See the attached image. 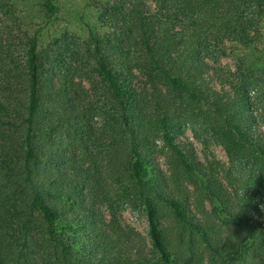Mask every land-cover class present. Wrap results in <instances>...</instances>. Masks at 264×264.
I'll return each mask as SVG.
<instances>
[{"label":"trees","instance_id":"trees-1","mask_svg":"<svg viewBox=\"0 0 264 264\" xmlns=\"http://www.w3.org/2000/svg\"><path fill=\"white\" fill-rule=\"evenodd\" d=\"M95 5L47 45L0 6V264H264V0Z\"/></svg>","mask_w":264,"mask_h":264},{"label":"rangeland","instance_id":"rangeland-1","mask_svg":"<svg viewBox=\"0 0 264 264\" xmlns=\"http://www.w3.org/2000/svg\"><path fill=\"white\" fill-rule=\"evenodd\" d=\"M104 1L107 0H59L60 14L53 20L46 18L43 12L44 0H0V6L3 5L6 11L2 19L15 28L16 34L23 32L33 35L40 31L42 44L47 45L64 36L85 41L89 28L97 25L99 14L95 3ZM236 62L235 57L228 53V57L222 59L221 66L235 69ZM185 139L194 145L202 162L206 163L208 158L228 164L227 154L217 142H212L206 148L191 132H187ZM159 161L162 169L167 170L164 158L159 157ZM123 224L136 229L147 238L148 223L145 215L127 210L123 213Z\"/></svg>","mask_w":264,"mask_h":264}]
</instances>
